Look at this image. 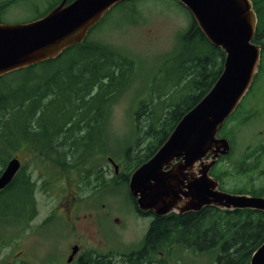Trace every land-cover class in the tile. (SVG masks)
<instances>
[{
  "label": "trees",
  "instance_id": "obj_1",
  "mask_svg": "<svg viewBox=\"0 0 264 264\" xmlns=\"http://www.w3.org/2000/svg\"><path fill=\"white\" fill-rule=\"evenodd\" d=\"M132 1L135 0L127 2L133 3ZM252 2L257 15L252 41L263 50L250 90L258 74L264 70V0ZM11 3L12 1L0 2V17L5 15ZM57 3L51 4L49 10ZM124 3L126 2L115 5L113 9ZM97 25L87 32V37L81 43L66 48L55 59L0 77V143L11 152L22 144L23 138L25 142L32 141L46 158L55 156L52 161L66 165L53 173L55 184L62 174L69 183L66 171L73 165L85 164L94 157L107 155L104 136L107 134L111 107L119 94L131 84L134 68H137L136 61L127 54L101 42L89 41V36ZM223 58V51L211 45L191 19L188 27L178 37L176 54L171 55L167 61L170 67L165 78H175L169 85L159 89L160 82L155 77L151 84L153 90L158 92V100L153 102L149 93L147 98L140 97L136 103L133 113L135 137L124 151L123 165H129L127 173L123 170L126 182L130 173L163 144L181 117L208 92L221 73ZM43 69L44 73L37 74L38 70ZM15 75H22L21 80L28 83L23 84L21 81L18 85H10L9 81ZM45 99L47 100L43 102ZM61 99L64 102L60 107L51 110L52 104ZM248 110L251 109H243L241 114ZM256 113L254 111L250 116H256ZM219 134L233 138L231 131L224 128L220 129ZM32 142L26 143L34 146ZM134 149L136 153L131 156L130 151ZM255 151L245 152L235 164L239 173L257 168L260 155ZM101 156L97 157L98 161L99 158L102 159ZM4 158L5 152L0 151V160ZM227 158L222 157L220 161ZM211 174L222 182L215 168ZM18 177L19 175L9 184V193L19 187ZM67 187L69 188V184L63 188ZM230 192L256 196L259 194L254 189L245 192L236 189ZM2 200L0 199V205ZM51 216L43 226L52 221L56 213ZM150 216L152 220L141 247L121 258L122 264H168L166 253L179 250L180 247L185 252L193 251L208 256L212 253L215 264H248L252 253L264 241L263 211L206 207L198 212L170 213L165 216L151 213ZM177 262L183 264L180 260ZM76 264L115 263L110 255L86 252Z\"/></svg>",
  "mask_w": 264,
  "mask_h": 264
},
{
  "label": "rangeland",
  "instance_id": "obj_2",
  "mask_svg": "<svg viewBox=\"0 0 264 264\" xmlns=\"http://www.w3.org/2000/svg\"><path fill=\"white\" fill-rule=\"evenodd\" d=\"M3 1L5 3L12 1L5 15L0 17L3 23L30 21L47 12L51 4L59 2V0H0ZM132 2L112 9L89 36V41H98L119 50L134 59L137 64L132 75L133 81L114 100L107 122V134L104 137L108 153L103 155L105 176L102 177V180L106 181L103 190L100 188L99 191L100 202L94 203L103 213H72L69 216H79L72 225L69 222H66V225L62 218V215L69 213H56V217L46 226H43L41 220L53 213H29L28 221L23 222L26 216L24 211L26 192L21 189V196L20 188H15L0 205V264H76L74 259L67 262L72 246L76 244L84 253L110 255L115 264H122L121 260L125 255L141 247L152 217L136 214L134 204L128 195L123 172L111 179L113 166L107 158H111L127 173L129 165L127 163L123 165L124 151L135 137L133 113L137 107L136 103L140 97L147 98L149 93L153 102L158 100V92L153 90L151 84L155 77H158L160 82L159 89L169 85L175 78H165L170 67L167 61L171 55L176 54L178 37L190 24V16L171 0ZM37 72L40 75L45 69ZM21 78L22 75L13 76L9 81L10 85L20 84ZM62 102L64 99L53 103L51 110L59 108ZM243 109L251 110L239 114ZM254 111L257 115L250 116ZM226 131H231L233 135L230 139L234 148L228 158L218 161L215 167L216 174L222 179L223 188L227 191L241 189L244 192L254 189L264 195V70L258 74L251 90L241 102L238 114L231 119ZM0 145L3 146L2 143ZM31 146L24 144L21 148L8 152L6 158L11 153L28 163L27 171L33 174L36 182L35 195L38 201L43 199L46 207H50L56 198L63 196L60 190L69 183L66 178L61 179L60 188L57 189L47 172L46 165H43L41 171V166L35 162L39 157L44 158L43 153L35 146L32 149ZM253 150L260 155L257 168L239 173L235 164L245 152ZM135 153L136 149L130 151L131 156ZM43 161L57 168L62 167L50 160ZM97 161V157L91 159L84 165L83 171L87 174L96 171ZM42 180L44 182H41ZM87 193L88 191L85 192ZM96 193L97 191L93 196ZM102 202L104 206L101 205ZM33 215L34 219L30 220ZM180 251L185 254L183 264H215L212 253H209L211 254L209 257L198 252H185L183 247H180ZM175 252L176 250H170L166 253L165 259L168 264H178L180 256Z\"/></svg>",
  "mask_w": 264,
  "mask_h": 264
},
{
  "label": "water",
  "instance_id": "obj_3",
  "mask_svg": "<svg viewBox=\"0 0 264 264\" xmlns=\"http://www.w3.org/2000/svg\"><path fill=\"white\" fill-rule=\"evenodd\" d=\"M61 0L46 14L22 23H0V76L56 58L81 43L88 30L117 3L125 0ZM192 16L205 38L224 52L222 71L201 100L187 111L161 147L136 168L128 180L137 209L165 216L219 209L264 211V198L230 194L209 176L230 144L218 129L234 112L258 70L261 47L252 42L256 14L251 0H175ZM208 155L209 158L205 159ZM20 164L9 160L0 175V189ZM76 249L73 248L72 254ZM72 254L68 261L71 260ZM249 264H264V242Z\"/></svg>",
  "mask_w": 264,
  "mask_h": 264
},
{
  "label": "flooded vegetation",
  "instance_id": "obj_4",
  "mask_svg": "<svg viewBox=\"0 0 264 264\" xmlns=\"http://www.w3.org/2000/svg\"><path fill=\"white\" fill-rule=\"evenodd\" d=\"M101 156V155H99ZM97 156V157H99ZM102 159L99 158L98 164H97V170L87 174L86 171H83L84 165L82 163L76 164V166H73L69 169H67V175L69 177V188H62L60 192L63 196H60L59 198L55 199V202L52 206L46 207L45 202L43 199H37V196L35 195L36 190V182L34 181L33 174L29 173L27 171L28 165L20 159L21 162V172H23V179L21 180L22 183L27 182V178L25 176H28V183L30 184V194L25 195V213H69L68 215H62L63 220L66 222H69L70 225H72L73 222H75L79 216H69L72 213H103L102 210L99 207L96 206H90L91 201L94 200L93 193L95 191H100V188L102 189L104 186V179L102 180V177L105 176L104 167H105V158L104 156H101ZM90 161V160H89ZM88 163V162H87ZM43 165H41V171L43 170ZM3 162L0 163V173L3 169ZM47 167V172H51V168ZM49 168V169H48ZM121 173V170L119 168H114L113 175H118ZM70 176L72 179H70ZM37 177V176H36ZM61 179H65L63 177V174L57 179L56 182V188H60ZM50 181V180H49ZM41 182H44L43 180ZM25 187V186H24ZM23 187V188H24ZM65 187V186H63ZM45 189V188H44ZM9 190V186L1 190L0 196L6 195V193ZM88 191L87 194L85 192ZM92 192V193H90ZM96 202H99V198L96 200ZM102 206L103 203L101 204ZM136 213H140L136 210ZM51 215L42 219L41 223H44L51 219ZM34 219V215L30 218V220ZM40 223V224H41ZM75 246V245H73ZM78 247V253L76 256H74V260L77 259V257L80 254V249Z\"/></svg>",
  "mask_w": 264,
  "mask_h": 264
}]
</instances>
